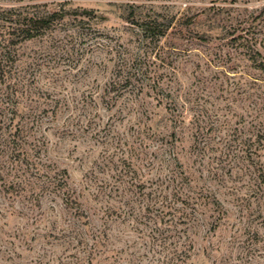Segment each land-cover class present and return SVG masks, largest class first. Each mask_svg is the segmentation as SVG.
<instances>
[{"label":"rangeland","instance_id":"rangeland-1","mask_svg":"<svg viewBox=\"0 0 264 264\" xmlns=\"http://www.w3.org/2000/svg\"><path fill=\"white\" fill-rule=\"evenodd\" d=\"M0 7L62 16L0 36V264H264V0Z\"/></svg>","mask_w":264,"mask_h":264},{"label":"trees","instance_id":"trees-1","mask_svg":"<svg viewBox=\"0 0 264 264\" xmlns=\"http://www.w3.org/2000/svg\"><path fill=\"white\" fill-rule=\"evenodd\" d=\"M85 13H87V11H85ZM130 14L131 18L126 19L127 22L137 27L142 33V36L148 39L149 42H158L170 27V22L168 20H160L156 16L134 13V11H131ZM61 18L62 16L58 14V12L37 13L31 11L29 8L13 9L0 7V36L7 35L11 44L14 39L19 41L30 40L41 35L45 30L49 29L56 20ZM9 42L6 43V45H8ZM251 52L253 54L249 56V60L255 63L257 69L264 72V59L258 61L256 57H260V54L253 49ZM132 78L134 77L131 75L122 80V87L124 89L128 87H130L129 89H133L135 87ZM113 85L115 84L113 83ZM3 123V121H0V124ZM20 131V129H16L13 134H9L8 140L4 139V146L11 154L16 152V149L8 145L9 143H15L16 133L18 134ZM18 153L19 152H17V154ZM60 182L66 186L63 179Z\"/></svg>","mask_w":264,"mask_h":264}]
</instances>
